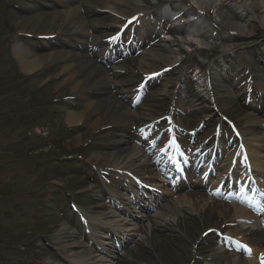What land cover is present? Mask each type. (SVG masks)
<instances>
[{
  "label": "bare ground",
  "instance_id": "obj_1",
  "mask_svg": "<svg viewBox=\"0 0 264 264\" xmlns=\"http://www.w3.org/2000/svg\"><path fill=\"white\" fill-rule=\"evenodd\" d=\"M39 1H42L41 8L24 0L20 5L21 13L13 17V24L20 34L12 40V55L25 76L58 65L64 81L72 84L73 94L82 103L79 109L67 105L65 123L72 127L88 121L93 131H108L105 141L112 150L108 158L97 154L89 158V164L97 173L107 172L111 181L103 184L96 213L77 206L76 228L69 229V222L64 220L53 234L60 256L68 264H141V261L143 264L155 261L158 264H196L200 261L205 264H261L264 233L250 223L258 219L264 223V200L259 204L264 190V118L256 113L258 103L264 105V70L248 59L243 65L236 66L235 73H230L229 78L209 75L197 90H193L190 81L183 80V86L174 93L177 97L172 99L170 125L163 135L171 133L179 149L185 146L180 139L179 116L182 111L199 110L197 102L190 101L187 106L181 101L180 96L189 92L193 96H199L203 91L210 95L211 106L203 107L204 110L199 112L208 114L205 122L214 123L218 131H208L200 141L191 144L190 151H181L185 154H180V163L179 149L172 146V142L165 141L151 149L153 139L146 137L149 130L143 129L140 135L127 137L119 126L127 123L136 112L117 95L109 93L103 97L100 94L106 86L110 87L112 75L117 74L119 67L111 66L105 70L98 65L97 57L105 59L119 51L117 48L122 43L127 50L136 53L134 60L139 72L146 76L164 75L165 70L175 67V61L166 54L169 47L160 39H154L165 28L170 32H183L193 27L202 37L206 36L208 23L201 21L199 16L212 8L210 0H185L191 3L186 9L170 5L169 9L153 10L143 7L138 0ZM88 9L91 10L89 15L86 14ZM189 11H196L198 17L186 18ZM103 13L107 15L105 21L95 17ZM176 13L180 15L176 16ZM218 16L223 27L236 32V35L229 33L223 38L234 47L241 46L246 34L238 22L246 18L264 29V0H244L237 6L228 5L218 10ZM127 25L129 27L122 33L126 39L122 42L109 39L104 43L99 38L98 32L103 29L121 33ZM27 32L41 44L39 49L26 44V38L21 35ZM148 39L154 41L148 42ZM71 40L76 42L77 50ZM94 49L96 54L87 55ZM247 71L248 76L244 77ZM248 77H251L250 81H247ZM176 80H181L180 76ZM123 84L131 83L127 79ZM165 87L166 84L150 92L149 99L156 101L166 93ZM229 92L232 95L239 92L250 99L249 112L242 117L236 133L233 129L219 127L221 122L215 120L216 113H209L215 108L224 109L223 103ZM141 114L148 121H154L147 112ZM257 129L262 130L261 133ZM37 132H40L39 127ZM90 133V130L77 132L74 144H81ZM237 137L241 147L237 145ZM183 149L187 150V147ZM173 160L182 167L187 166L189 176L186 181L172 185L163 174L171 169L167 166L172 165ZM202 160L203 167L199 165ZM215 160H218L217 166ZM155 164L158 166L153 169ZM200 166L202 172L195 176ZM213 173H216L214 180L203 181ZM187 187L192 189L186 190ZM149 189L158 190L160 199L169 196L171 199L157 205L151 215H145L139 211L148 207L143 201L151 200L155 194L150 193L156 192ZM223 189L227 193L219 198ZM248 190L250 192L243 195ZM143 220L146 222L141 225ZM210 228L219 232L226 230L231 239L245 242L244 253L237 250L239 245L235 243L223 245V238L220 239L222 245H213L212 239L219 238V234L209 236ZM122 237L128 242L137 237L135 250L127 249L122 255L115 253L116 246L113 245ZM165 243H171L173 247L165 249ZM129 252L134 254V259H129ZM50 264L59 262L51 260Z\"/></svg>",
  "mask_w": 264,
  "mask_h": 264
},
{
  "label": "rangeland",
  "instance_id": "obj_2",
  "mask_svg": "<svg viewBox=\"0 0 264 264\" xmlns=\"http://www.w3.org/2000/svg\"><path fill=\"white\" fill-rule=\"evenodd\" d=\"M23 1L0 0V264H50L51 260L68 264L58 253L53 234L64 220L69 222V229L76 228L77 216L74 208L77 205L92 214L98 211L95 206L99 203L103 184L111 180L107 172L97 173L96 168L88 161L93 154L108 158L112 150L105 141L108 131H93L88 121L72 127L65 123L64 110L67 105L71 104L79 109L82 103L73 94L72 84L64 81L58 65H51L46 71L28 76L21 71L19 63L12 55L11 44L20 34L13 24V17L21 13L20 5ZM28 1L42 7V1ZM240 1L244 0H210L212 8L199 16L201 21L208 23L204 37L193 27L183 32H170L166 28L161 30L155 40L160 39L162 44L169 47L170 51L166 54L175 61V67L167 70L164 75L150 76L145 80L146 75L138 71V63L134 60L135 52H127L124 57L115 54L101 62L97 61L105 70L111 66L119 67L117 74L112 75L110 87L106 86L100 94L103 97L109 93L117 95L136 112L127 123L119 126L127 137L138 136L145 129L149 130L146 137L153 139V148L165 140L170 141L169 135H163V132L170 125L169 117L174 104L172 99L177 97L174 93L183 86L184 79L190 81L193 90H197L198 85L204 83L209 75L229 78V75L235 73V67L243 65L248 59L264 70L262 27L246 18L241 19L238 23L241 31L246 34L244 44L234 47L223 38L229 33L236 35V32L220 24L218 10L232 4L237 6ZM138 2L150 10L169 9L170 5L186 9L191 4L185 0ZM195 12L189 11L186 18L195 19L199 15ZM86 14H91V10H86ZM179 15L176 13V16ZM95 17L105 21L107 15L103 13ZM112 32L114 31L103 29L98 34L104 39ZM21 36L26 38V44L30 48H40L41 44L35 41L32 33L27 32ZM151 41L154 40L150 39L148 42ZM71 42L77 50L76 42ZM247 73L248 71L244 77ZM178 76L181 80H176ZM127 79L132 85L123 84ZM250 79L248 77L247 81ZM165 84L166 93L156 101L150 100V92ZM249 91L252 92V88ZM231 93L224 100V109L207 111L210 114L212 111L216 113L215 120H219L223 128L239 127L242 117L250 108V99L245 94L243 96L239 92L233 95ZM221 95L224 93L221 92ZM202 96L204 98L200 99ZM180 99L186 105L190 101L197 102L196 107L199 110L211 106L210 95L204 91L199 96H193L189 92L180 96ZM184 104V107L188 106ZM258 104L256 113L264 118V105L260 102ZM199 110L182 111L179 116L182 129L180 139L187 147L200 141L215 127L214 123L210 125L205 122L204 118L208 114L200 113ZM142 111L150 114L154 121L150 122L142 117ZM38 127L40 132H37ZM89 130L91 133L85 141L74 144L77 132L87 133ZM257 131L261 133L262 130ZM180 175L184 176L181 172ZM167 180L174 184L172 178ZM153 191L156 192L150 194L155 196L151 200L143 201L148 207L139 210L142 214L151 215L157 205L171 199L170 196L160 199L159 191ZM145 222L143 220L141 225ZM207 233L209 236L212 233L214 236L219 234V238L212 239L215 246H220V238H223V245L232 244L234 241L227 237L226 230L219 232L213 228ZM137 239L135 237L128 242L122 237L115 241L113 246L116 248L113 251L122 255L127 249L135 250ZM239 246L245 247L242 243ZM163 247L169 250L173 246L165 243ZM133 256L129 252V259H134ZM153 264L158 263L155 261ZM196 264L205 263L200 261Z\"/></svg>",
  "mask_w": 264,
  "mask_h": 264
},
{
  "label": "snow or ice",
  "instance_id": "obj_3",
  "mask_svg": "<svg viewBox=\"0 0 264 264\" xmlns=\"http://www.w3.org/2000/svg\"><path fill=\"white\" fill-rule=\"evenodd\" d=\"M117 39H119V35H116V36L110 37V40H112V41H115V40H117ZM172 146H175V147H177V149H178V145H176L175 140L172 141ZM245 247H246V246H245ZM248 251H249V253H251V250H250V249H248ZM261 264H264V254H262V256H261Z\"/></svg>",
  "mask_w": 264,
  "mask_h": 264
}]
</instances>
